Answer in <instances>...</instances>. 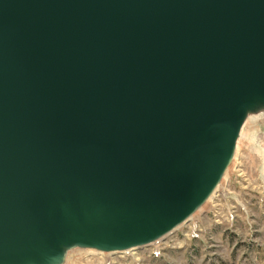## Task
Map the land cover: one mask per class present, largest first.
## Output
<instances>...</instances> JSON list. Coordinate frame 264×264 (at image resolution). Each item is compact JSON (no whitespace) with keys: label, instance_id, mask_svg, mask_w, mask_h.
<instances>
[{"label":"water","instance_id":"1","mask_svg":"<svg viewBox=\"0 0 264 264\" xmlns=\"http://www.w3.org/2000/svg\"><path fill=\"white\" fill-rule=\"evenodd\" d=\"M264 111V0H0V264L153 243Z\"/></svg>","mask_w":264,"mask_h":264},{"label":"rangeland","instance_id":"2","mask_svg":"<svg viewBox=\"0 0 264 264\" xmlns=\"http://www.w3.org/2000/svg\"><path fill=\"white\" fill-rule=\"evenodd\" d=\"M240 131L225 175L186 221L126 251L76 247L63 264H264V111Z\"/></svg>","mask_w":264,"mask_h":264}]
</instances>
